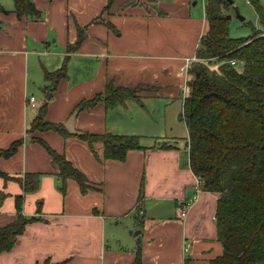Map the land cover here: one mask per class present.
<instances>
[{
	"label": "crops",
	"instance_id": "obj_1",
	"mask_svg": "<svg viewBox=\"0 0 264 264\" xmlns=\"http://www.w3.org/2000/svg\"><path fill=\"white\" fill-rule=\"evenodd\" d=\"M106 1L32 0L40 16L19 18L13 0H0V149L22 140L15 154L0 158V170L11 177L0 176V192L5 193L0 227L17 214L14 197L23 191L15 178L40 174L37 189L23 193L21 205V214L34 219L10 250L0 252V264H41L46 259L51 264H133L138 245L142 264H209L223 253L215 223L218 196L197 186L198 177L189 167L188 133L184 146L175 137L157 135L153 112L142 108L143 99L157 94L139 93L140 103L127 100L106 108L98 102L77 109L75 129L80 132L140 136L142 147L128 150L124 160L104 159L101 142L89 146L76 136L36 133L87 177L92 187L84 194L71 178L61 193L50 156L26 133L43 103L46 120L64 124L76 104L102 92L108 80L167 90L173 79L183 78L177 67L184 57L195 56L206 29L205 0L196 26L190 17L193 0H115L103 11ZM259 2L264 13V0ZM252 9L253 24L264 33V22ZM101 13L112 30L99 19ZM76 24L86 27V37L70 53L67 77L47 99L43 72L62 65ZM181 28L191 30L180 36L184 42H172L170 32ZM30 95L35 107L27 106ZM187 202V213L180 216ZM120 224L124 232L119 234ZM109 225L113 244L106 241Z\"/></svg>",
	"mask_w": 264,
	"mask_h": 264
},
{
	"label": "trees",
	"instance_id": "obj_2",
	"mask_svg": "<svg viewBox=\"0 0 264 264\" xmlns=\"http://www.w3.org/2000/svg\"><path fill=\"white\" fill-rule=\"evenodd\" d=\"M114 1L107 0L103 11L109 10ZM248 2L255 9L260 24H263L264 13L259 0ZM13 4L19 18L24 15L40 16L32 0H13ZM236 9L233 0H205L206 29L195 50L198 60L188 67V92L182 98L179 113V119L185 123L188 133L189 167L198 177L200 188L218 196L215 223L223 253L209 264H262L264 261V33L248 23L249 35L229 36L230 18L227 15ZM105 25L112 28L109 22ZM85 28L76 24L75 40L66 43L62 65L53 71L44 70L43 77L48 83L44 86L47 99L51 98L59 81L67 77L70 53L84 41ZM230 60L235 63H230ZM159 91L160 86L155 84L141 82L136 86H125L108 80L102 92L81 99L74 109H89L98 102H103L106 108L122 105L127 100L140 103L139 93L158 94ZM45 115L46 103H43L26 133L50 156L57 169L62 194H65L69 178L77 182L82 194L92 186L63 153L37 136V132L51 130L62 137L76 136L89 146L101 142L104 159L124 160L128 150L142 147L137 134L108 131L71 134L63 123L50 122ZM21 143L19 138L8 147L1 148L0 158L15 154ZM0 176L4 180L11 178L1 170ZM39 178V173L27 172L23 178L15 180L25 193L37 189ZM23 193L14 197L15 218L0 227V252L10 250L25 225L34 219L21 214ZM4 197L5 193L0 192V202ZM41 264L51 263L46 259ZM133 264H142L140 245L135 249Z\"/></svg>",
	"mask_w": 264,
	"mask_h": 264
},
{
	"label": "rangeland",
	"instance_id": "obj_3",
	"mask_svg": "<svg viewBox=\"0 0 264 264\" xmlns=\"http://www.w3.org/2000/svg\"><path fill=\"white\" fill-rule=\"evenodd\" d=\"M194 1L195 3H193ZM202 1L203 0H193L190 5V17L191 19L194 20L195 26L197 25L196 24L197 22L201 23V19L203 17ZM234 1H235L234 5L236 6L237 9L231 10L233 12H232V18L230 19V24H229V32H228L229 36L231 37L247 36L251 32L250 27L248 26V23L253 24V9H252L253 7L251 4H247L246 0H234ZM237 15L243 16L244 20H240L237 17ZM100 20L102 22H108V21H104L102 17H100ZM254 28L260 29V26L254 25ZM189 30H191V28L190 29L181 28L180 30H178V32L177 30L173 29L172 32H170L172 42H176V40L178 41L179 39L181 40L180 36L188 35ZM118 34L119 33H117V36ZM187 37L188 36H186L185 39H188ZM181 42H184V39H182ZM184 58L181 61V65H183L184 63ZM41 61L42 60H40V62ZM213 64H216V63H213ZM213 64L211 65L213 66ZM181 65L177 67V76L178 74H180ZM215 66L216 65H214L213 67ZM182 77L183 78H180V79L178 78L173 79L171 81L173 82L172 83L173 85L168 86L167 90H160L159 91L160 94L158 93L155 96L147 97L146 99H143L141 103L143 109H148L153 112L150 114L151 116L154 117V120H156L158 123L157 126L153 129V131H155V133H160L157 135H162L163 137L164 135H168V136L170 135V137H175L178 140V143L180 146H184L185 144L184 137L186 136V133H187L184 122L179 119L182 98L184 97V94H187L186 93L187 87L183 89V86L186 85L185 83L186 79H185V76L182 75ZM130 102L128 103L131 104L132 102L131 103ZM164 117L166 118L165 119L166 124H164L163 122ZM110 229H111V225H109L108 230L106 232L107 233L106 241H108L110 244H113L112 238L109 237L111 235L109 232ZM118 230L120 231L119 234L124 232L122 229V224L118 226Z\"/></svg>",
	"mask_w": 264,
	"mask_h": 264
},
{
	"label": "built area",
	"instance_id": "obj_4",
	"mask_svg": "<svg viewBox=\"0 0 264 264\" xmlns=\"http://www.w3.org/2000/svg\"><path fill=\"white\" fill-rule=\"evenodd\" d=\"M196 60H198V58L196 57V56H193V57H190V56H187V57H185L184 58V63H183V65H181V67H180V74L181 75H183V76H185V79L187 80V76H188V67H189V65L193 62V61H196ZM230 63H235L234 62V60H230ZM186 83V82H185ZM186 87V85L185 86H183V89ZM27 106H29V107H35L36 106V102H35V98H34V96L33 95H30V96H28L27 97ZM197 186H198V188H200V181H199V179H198V181H197ZM188 202L187 203H185L181 208H180V216H185L186 215V213H187V209H188Z\"/></svg>",
	"mask_w": 264,
	"mask_h": 264
},
{
	"label": "water",
	"instance_id": "obj_5",
	"mask_svg": "<svg viewBox=\"0 0 264 264\" xmlns=\"http://www.w3.org/2000/svg\"><path fill=\"white\" fill-rule=\"evenodd\" d=\"M228 18H230V14L227 15ZM237 17L240 20H244V17L241 15H237ZM77 114V109H74L73 112L71 113V115L68 117V119L64 122V126L67 129V131L71 134H79L80 131L75 129V117Z\"/></svg>",
	"mask_w": 264,
	"mask_h": 264
}]
</instances>
